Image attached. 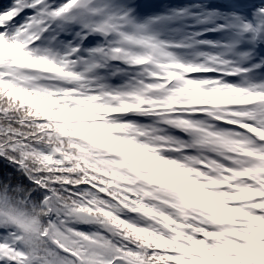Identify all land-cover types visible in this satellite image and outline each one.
Returning a JSON list of instances; mask_svg holds the SVG:
<instances>
[{
    "label": "snow or ice",
    "instance_id": "6c2138e0",
    "mask_svg": "<svg viewBox=\"0 0 264 264\" xmlns=\"http://www.w3.org/2000/svg\"><path fill=\"white\" fill-rule=\"evenodd\" d=\"M0 264H264V0H0Z\"/></svg>",
    "mask_w": 264,
    "mask_h": 264
}]
</instances>
